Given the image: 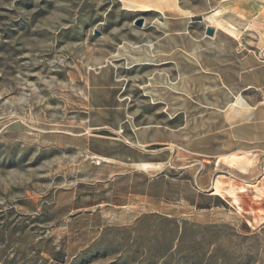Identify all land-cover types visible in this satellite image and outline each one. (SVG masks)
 <instances>
[{
	"label": "rangeland",
	"instance_id": "rangeland-1",
	"mask_svg": "<svg viewBox=\"0 0 264 264\" xmlns=\"http://www.w3.org/2000/svg\"><path fill=\"white\" fill-rule=\"evenodd\" d=\"M180 3L201 30L232 33L264 59V0ZM136 8L0 0V264H264L262 147L228 151L230 100L145 95L152 69L155 81L166 74L135 65V47L165 16ZM104 63L118 66L136 118L176 128L164 160L104 157L118 145L88 118L89 77ZM201 75L192 69L191 82Z\"/></svg>",
	"mask_w": 264,
	"mask_h": 264
},
{
	"label": "crops",
	"instance_id": "crops-1",
	"mask_svg": "<svg viewBox=\"0 0 264 264\" xmlns=\"http://www.w3.org/2000/svg\"><path fill=\"white\" fill-rule=\"evenodd\" d=\"M123 1L139 6L136 9L154 10L165 16L158 22L152 20L151 26L156 32L150 34V43L142 41L135 47V65L159 66L162 68L159 72L166 74V80L152 79L156 73L152 69L151 78L142 88L146 91L166 88L171 100L175 88L181 89L178 91L180 100H230L232 148L228 151H255L257 141V145L262 147L259 150L264 152V59L254 50L241 48L238 36L232 33L225 32L219 36L215 29V33L209 35L206 33L207 25L201 30V24H195L200 21L195 22L191 18L180 0ZM218 37L219 42L215 44ZM192 69L202 72L198 82H191ZM89 78L90 124L94 129L104 131L97 135L118 145V148L103 151L104 157L140 163L164 160L159 154L176 143V128L153 118L135 117L130 108V97L123 94L124 83L120 80L116 64L100 65ZM192 88L197 89L198 96H191ZM144 93L154 103L164 102L152 91ZM119 128L126 131L124 139L116 136ZM177 129H182L183 133L188 131L187 122ZM221 129L222 126H216L215 133ZM219 146L218 152H227L222 148V140Z\"/></svg>",
	"mask_w": 264,
	"mask_h": 264
},
{
	"label": "water",
	"instance_id": "water-1",
	"mask_svg": "<svg viewBox=\"0 0 264 264\" xmlns=\"http://www.w3.org/2000/svg\"><path fill=\"white\" fill-rule=\"evenodd\" d=\"M135 23L138 26H142L143 23H144V17L143 16L137 17L135 19ZM206 33L209 34V35H213L215 33V28L213 26H211V25H207L206 26Z\"/></svg>",
	"mask_w": 264,
	"mask_h": 264
}]
</instances>
